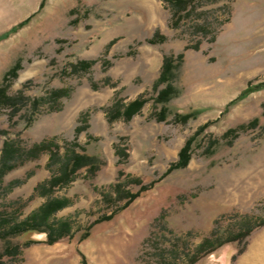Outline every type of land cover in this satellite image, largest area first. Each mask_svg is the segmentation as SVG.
<instances>
[{"label":"rangeland","instance_id":"374dc122","mask_svg":"<svg viewBox=\"0 0 264 264\" xmlns=\"http://www.w3.org/2000/svg\"><path fill=\"white\" fill-rule=\"evenodd\" d=\"M190 1L175 27L163 0H0V85L21 65L9 94L29 99L17 114L0 110V148L9 142L22 154L0 181V235L49 199L67 202L50 225L72 227L51 245L34 232L0 238V264H246L259 250L264 227L226 241L264 220V0ZM182 53L180 94L158 104L163 60ZM83 62L93 64L79 70ZM139 98L147 102L132 120L110 115ZM36 99L46 102L36 109ZM195 109L196 118L176 120ZM192 137L191 160L172 169ZM76 142L100 169L83 168L44 196ZM42 143L59 147L56 160L28 154ZM103 216L113 218L97 222ZM206 240L224 244L202 256Z\"/></svg>","mask_w":264,"mask_h":264},{"label":"trees","instance_id":"16d2710c","mask_svg":"<svg viewBox=\"0 0 264 264\" xmlns=\"http://www.w3.org/2000/svg\"><path fill=\"white\" fill-rule=\"evenodd\" d=\"M165 2H168L172 5L173 8V26L178 27L180 24V19H182L184 16L188 15L189 9L193 8L191 5L190 0H163ZM44 5V2L42 3L41 7ZM184 14V15H183ZM29 21L26 20L17 26H15L10 32H15L17 29H20L21 27L25 26ZM10 32H7L9 34ZM162 41V39H161ZM156 39L150 41V43H156ZM185 55L182 53L175 56H166L163 60V66H162V72L159 76V79L157 80L156 86L166 84V87L163 88L160 92L157 98L155 99V102L158 104H166L174 97L178 96L180 94V91L174 87L173 80L176 77L175 70L181 67V65L184 63ZM93 62H83L81 63V66H78L79 70H88L91 68ZM82 65L84 67H82ZM21 65H16L12 69H10L7 74L4 77L3 84L0 85V110L1 109H11L13 110V114H17L21 110H23L28 105V100L23 95H17L12 96L9 94V89L11 87L12 82L18 77V71L20 70ZM82 67V68H81ZM77 68V69H78ZM75 71H78V70ZM263 86L256 85L250 87L245 91L241 97L234 100L232 104L237 102L238 100H242V98H245L250 93L260 90ZM65 92L62 91H55L53 92L54 98H59L63 96ZM46 101L44 99H36L32 102V106L36 109H39ZM146 100L144 98H139L134 100L133 102L129 103L128 105L124 106L122 108H118L117 105L113 104V106L110 108V115L117 114L118 117L124 118L126 121H130L133 119V117L138 114L142 108L146 104ZM202 113L201 109H195L193 112L188 114H179L176 117V120L185 123L188 120L192 118H196L198 115ZM167 118V108L162 109L161 113L158 114L157 119L160 121H164ZM247 127V126H246ZM249 127V125H248ZM86 127L80 126L77 128L76 132L80 133L82 130H84ZM229 134V133H228ZM78 135V134H77ZM195 137L190 138L185 146L181 149L179 152V158L178 161L172 165V169H178V168H184L187 166L189 161L192 157V142L194 141ZM74 148L70 151V154L67 155L66 164H64L60 168V173L58 175L53 176V178L48 182L50 185V188H48L47 191H44L47 194H50L53 190H55L57 187H64L69 185L72 181H74L75 177L77 176V173L81 171L83 168H87L88 172L91 173H97V171L100 169L101 164L99 160L94 156H89L85 153L79 152L76 149H81L80 145L76 142L74 143ZM37 152H36V151ZM42 151H49L51 153H55L53 156L56 160L57 156H59V147L55 146L54 143H49V145H46L45 143H42L40 145H37L33 150L28 151V154L33 155V153L38 154ZM0 181L2 180L3 176L7 174V172L13 170L15 168L14 163L22 154L18 149L15 148L11 143L5 142L3 147L0 148ZM27 155V154H26ZM53 164V163H52ZM41 190L45 188V186H40ZM146 188H142L136 193H128L126 195L125 199H127V203L122 210L127 208V206L132 203L134 200H136L140 194L145 191ZM39 191V189H38ZM67 202L62 201L59 199H49L44 205H42L38 211L34 212L29 218L24 220L21 223H17L13 227L9 228L8 231L1 233L0 238L1 240H4L6 242H10V238H13L14 236H19L21 234H26L28 232H34V233H44L46 235L45 242L48 244H54L58 242L59 240L69 237L71 235L72 227L71 224L67 221H62L58 224L50 225L49 221L53 215H55L58 211L63 209L66 206ZM115 214V213H114ZM113 218L112 216H103L100 219L97 220V222L109 220ZM44 226L48 227V230L44 228ZM264 227V220L258 223L255 226L248 227L245 231H242L239 233V235L233 237V239H229L228 242H234L238 241L240 239H243L244 237H249L254 231L259 230ZM89 237V234H84L81 238V240H85ZM37 243L36 241L30 240L25 243V245L29 246L31 244ZM224 244V243H223ZM222 243L217 245L216 247L212 246L210 244V241L206 240L200 247L199 252L202 253V256L212 254L214 251H216L218 248H220ZM8 253L12 250L9 249V246L7 247ZM245 250L240 249L238 251V255L242 254ZM235 258V257H234ZM193 264L197 261V258L195 257L193 260Z\"/></svg>","mask_w":264,"mask_h":264},{"label":"crops","instance_id":"0c3cea01","mask_svg":"<svg viewBox=\"0 0 264 264\" xmlns=\"http://www.w3.org/2000/svg\"><path fill=\"white\" fill-rule=\"evenodd\" d=\"M257 29H254L253 32L256 31ZM252 243H253V241H251V245H252ZM257 245H258L257 247L260 250V253L255 254L259 250L257 251L256 248L251 247L252 254L249 257H244V259H243L244 262H246V264H264V231H261V234H259V239L257 240Z\"/></svg>","mask_w":264,"mask_h":264},{"label":"water","instance_id":"95a60500","mask_svg":"<svg viewBox=\"0 0 264 264\" xmlns=\"http://www.w3.org/2000/svg\"><path fill=\"white\" fill-rule=\"evenodd\" d=\"M38 234L45 235L44 233H38ZM45 236H46V235H45Z\"/></svg>","mask_w":264,"mask_h":264}]
</instances>
